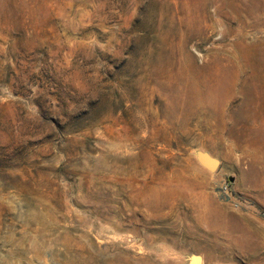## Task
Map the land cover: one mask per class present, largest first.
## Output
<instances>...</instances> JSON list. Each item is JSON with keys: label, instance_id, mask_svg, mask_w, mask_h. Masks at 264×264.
<instances>
[{"label": "rangeland", "instance_id": "374dc122", "mask_svg": "<svg viewBox=\"0 0 264 264\" xmlns=\"http://www.w3.org/2000/svg\"><path fill=\"white\" fill-rule=\"evenodd\" d=\"M193 255L264 264V0H0V264Z\"/></svg>", "mask_w": 264, "mask_h": 264}, {"label": "water", "instance_id": "95a60500", "mask_svg": "<svg viewBox=\"0 0 264 264\" xmlns=\"http://www.w3.org/2000/svg\"><path fill=\"white\" fill-rule=\"evenodd\" d=\"M197 159L199 164L209 171L215 170L218 166V161L214 158H211L207 154L200 153L198 154ZM230 181H232V178L230 179ZM189 264H201V259L198 256L193 255L189 260Z\"/></svg>", "mask_w": 264, "mask_h": 264}]
</instances>
